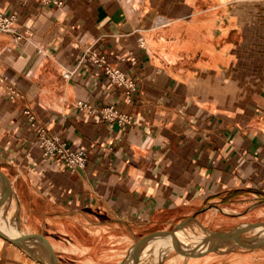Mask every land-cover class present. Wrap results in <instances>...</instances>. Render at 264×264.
<instances>
[{"label": "crops", "instance_id": "0c3cea01", "mask_svg": "<svg viewBox=\"0 0 264 264\" xmlns=\"http://www.w3.org/2000/svg\"><path fill=\"white\" fill-rule=\"evenodd\" d=\"M0 11L17 17L0 32V200L14 208L0 264H118L153 231L264 220V0H0ZM109 106L131 123L103 118ZM42 134L83 150L86 167L46 164Z\"/></svg>", "mask_w": 264, "mask_h": 264}, {"label": "rangeland", "instance_id": "374dc122", "mask_svg": "<svg viewBox=\"0 0 264 264\" xmlns=\"http://www.w3.org/2000/svg\"><path fill=\"white\" fill-rule=\"evenodd\" d=\"M13 210L9 203L4 205L0 200V227L10 223L5 214ZM172 229L176 230L178 242L171 234L155 237L145 243L138 255L129 250L118 264H158L168 255H212L217 256L215 264H264V220L243 225L226 235L197 224H182L169 230ZM160 238H164L162 245Z\"/></svg>", "mask_w": 264, "mask_h": 264}, {"label": "built area", "instance_id": "2783aa9c", "mask_svg": "<svg viewBox=\"0 0 264 264\" xmlns=\"http://www.w3.org/2000/svg\"><path fill=\"white\" fill-rule=\"evenodd\" d=\"M43 4L55 3L58 6H63L66 0H40ZM17 17L14 14H6L0 11V32H15V24ZM94 61L97 63H104L101 57L94 56ZM135 60V58H133ZM105 73L111 78V81L119 87H124L128 93L136 90L135 84L127 78L125 73L116 66L107 65ZM73 75V71L68 70L65 77L69 78ZM78 108H90L88 104L83 101L77 103ZM95 111V110H94ZM99 113L103 118L113 120L116 117L120 121L131 123V117L119 112L115 106L102 108ZM40 146L44 149V161L50 164L54 161H61L72 170L84 169L87 163V155L83 150H74L71 146H67L60 142L57 135L54 136H41Z\"/></svg>", "mask_w": 264, "mask_h": 264}, {"label": "water", "instance_id": "95a60500", "mask_svg": "<svg viewBox=\"0 0 264 264\" xmlns=\"http://www.w3.org/2000/svg\"><path fill=\"white\" fill-rule=\"evenodd\" d=\"M5 198H8V194L5 195ZM171 234L176 242H178L177 236H176V230L172 229V230H157V231H153L150 232L148 234H146L145 236H143L140 240L137 241V243L135 244V246L133 247V253L134 254H139L142 247L145 245V243L155 237L158 236H163V235H168ZM0 235L8 240H12V238H10L9 236H7L6 234H4L1 230H0ZM226 235V234H224Z\"/></svg>", "mask_w": 264, "mask_h": 264}, {"label": "bare ground", "instance_id": "6f19581e", "mask_svg": "<svg viewBox=\"0 0 264 264\" xmlns=\"http://www.w3.org/2000/svg\"><path fill=\"white\" fill-rule=\"evenodd\" d=\"M163 239H164V238H160V239H159V243H162V240H163Z\"/></svg>", "mask_w": 264, "mask_h": 264}]
</instances>
